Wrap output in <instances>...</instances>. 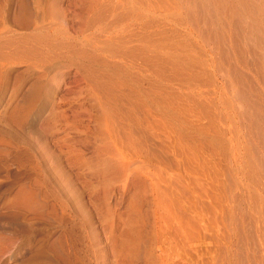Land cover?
Listing matches in <instances>:
<instances>
[{
  "label": "rangeland",
  "instance_id": "374dc122",
  "mask_svg": "<svg viewBox=\"0 0 264 264\" xmlns=\"http://www.w3.org/2000/svg\"><path fill=\"white\" fill-rule=\"evenodd\" d=\"M193 2L0 0V264H264V84L255 134Z\"/></svg>",
  "mask_w": 264,
  "mask_h": 264
},
{
  "label": "bare ground",
  "instance_id": "6f19581e",
  "mask_svg": "<svg viewBox=\"0 0 264 264\" xmlns=\"http://www.w3.org/2000/svg\"><path fill=\"white\" fill-rule=\"evenodd\" d=\"M203 1L196 0V4L194 3L195 1L193 3L195 4V7H199L200 11L202 10L203 13H205V15L208 14L206 17L204 16V21L211 23L214 20L213 19L214 16L212 15V13L211 15L209 13L212 12L213 10L214 12H216L220 9V13H222L221 14L222 21L224 22V24L227 22L229 24L228 27H230L233 30V35L229 41V46L232 48L233 51L237 52V55L240 59L243 58V61H245L244 66L249 67L255 73L254 81H252L253 79H251V77L249 78L247 74H245L242 71L237 70L239 68L237 65H235L236 64L235 61H234L235 63L234 66L237 69L233 66L232 63H230L232 64V66L230 67L231 68L233 67L230 72H231V78H233V80L235 81V87H234L236 91L235 96L236 98H238L240 101L244 102L247 105L248 113L246 114L248 115L247 116L248 118L247 117L246 118L249 120L250 129L254 131L252 133L256 134L260 131V129H262V128H259V123H258V122L261 123L262 115L258 109L259 101H257L255 97H259L261 94L259 96L255 95L256 93L254 92L255 89H252V88L254 87L253 83L257 81H260V82L262 81V83L264 84L263 77L259 76V73L260 75L264 73V0L263 1H260V0H208L204 2ZM193 3L191 4L193 5ZM211 7L214 8L212 9V11H210ZM41 8H42L41 1H37L36 9L39 10ZM217 8L218 10H216ZM193 9H191V11ZM195 10L196 8L193 11ZM193 13L191 14L192 16L189 14V17L191 16V18H193L194 17ZM197 13H199L198 10H197ZM198 17L200 16L198 15ZM227 23L225 25L223 24L224 27L228 25ZM226 49H223V52L224 51L226 52ZM227 52L224 54H228ZM224 54L223 56L226 57V55ZM257 89L259 88L257 87ZM259 92L260 91H258V93ZM263 92H264V88H263ZM260 105H262V108L264 107L263 104H260ZM262 123L264 124V121ZM60 243H61L60 244L61 250L59 252L60 258L63 262H68L69 256L65 252V249H64L65 246L61 240H60Z\"/></svg>",
  "mask_w": 264,
  "mask_h": 264
}]
</instances>
